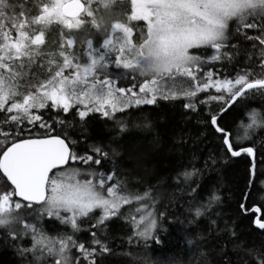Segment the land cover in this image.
<instances>
[{
    "label": "snow or ice",
    "instance_id": "obj_1",
    "mask_svg": "<svg viewBox=\"0 0 264 264\" xmlns=\"http://www.w3.org/2000/svg\"><path fill=\"white\" fill-rule=\"evenodd\" d=\"M244 42L251 43L238 60ZM257 98L264 100V0H0V238L20 264H105L116 254L117 221L129 264H183L135 251L164 245L162 222L178 220L168 205L157 209L166 185L169 205L184 217L178 222L192 230L189 255L223 234L222 254L231 244L264 264V247H248L221 218L219 185L205 179L241 156L251 158L249 183L255 178L264 137V104L250 103ZM159 101H181L218 144L141 187L124 165L147 149L125 114ZM237 111L240 120L225 126V114ZM70 112L79 139L69 136ZM95 114L114 131L88 142L86 121ZM259 147L264 165V140ZM254 223L264 230L260 218Z\"/></svg>",
    "mask_w": 264,
    "mask_h": 264
},
{
    "label": "trees",
    "instance_id": "obj_2",
    "mask_svg": "<svg viewBox=\"0 0 264 264\" xmlns=\"http://www.w3.org/2000/svg\"><path fill=\"white\" fill-rule=\"evenodd\" d=\"M249 32L252 34V30ZM49 38L56 39L54 29L50 32ZM250 43L244 42L241 45V55L236 59L244 58V49ZM250 103L253 106H259L264 104V100L257 98ZM125 115L130 122L131 136L147 149V154L142 160L127 159L124 165L133 180L143 182L141 187L155 184L161 178L170 176L182 160L193 154L197 157L205 156L218 144L216 137L204 124L197 121L194 115L187 114L186 110L181 107V101H159L156 106H143L140 109L131 110V115ZM67 119L71 121L67 125L70 138L79 139L80 128L76 125L71 112L68 113ZM239 120V111L232 115L225 114L224 124L234 127ZM133 123L140 124L141 127H131ZM145 123L150 127H143ZM113 131L111 122L105 121L98 114L90 116L86 121L88 142L107 140ZM260 140H264V137L258 139L256 175L251 183H249L251 160L246 156L222 162L216 172L210 177H205L206 180L219 185L222 197V203L219 205L221 218L234 224L235 230L248 247L257 249L264 247V231L255 227L256 214L250 211L255 207L260 208L262 220H264V165L261 164ZM85 146L84 142L78 145L80 149ZM123 158V155L115 157L118 161ZM169 196L167 186H162L158 193L160 203L157 204V209H163L168 205L169 215L175 214L178 220L168 223L165 218L162 227L166 230L160 232V238L166 243L164 245L151 244L146 249L137 247L135 251L141 256L150 258L172 256L181 260L183 264H204V261H207V264H224L226 259L230 260L231 264H243L244 260H248L251 264V258L243 252L231 251V244L227 245V255L220 252L225 239L223 234L211 235L206 240L199 241V248H193L194 254L189 255V250L185 246V236L192 230L189 226L178 222L184 217L181 215L180 208L169 205ZM122 223L117 221L112 223L110 232L117 238L113 240L111 246L116 254H108L105 264H129L130 258L122 255L123 252L129 250V246L120 239L126 232ZM197 231H205V226L201 225ZM200 251L205 253L203 257L199 255ZM0 264H20V258L14 249L2 238H0Z\"/></svg>",
    "mask_w": 264,
    "mask_h": 264
},
{
    "label": "water",
    "instance_id": "obj_3",
    "mask_svg": "<svg viewBox=\"0 0 264 264\" xmlns=\"http://www.w3.org/2000/svg\"><path fill=\"white\" fill-rule=\"evenodd\" d=\"M250 160H251V158H250ZM252 181H253V179H252ZM255 208H258V207H255ZM254 209V208H253ZM250 213H255L256 214V217H255V219L256 218H260L261 220H262V212H261V209L259 208V212H255V211H253V210H251L250 211ZM262 221H264V220H262ZM254 225H255V223H254ZM256 227V226H255ZM257 228V227H256ZM258 229V228H257ZM260 230V229H259ZM261 231H264V230H261Z\"/></svg>",
    "mask_w": 264,
    "mask_h": 264
}]
</instances>
